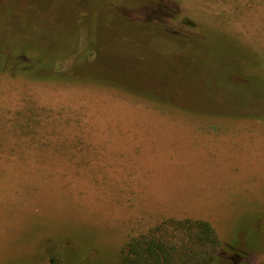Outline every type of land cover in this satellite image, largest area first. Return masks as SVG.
Here are the masks:
<instances>
[{"label": "rangeland", "instance_id": "rangeland-1", "mask_svg": "<svg viewBox=\"0 0 264 264\" xmlns=\"http://www.w3.org/2000/svg\"><path fill=\"white\" fill-rule=\"evenodd\" d=\"M175 218L264 264V0H0V264Z\"/></svg>", "mask_w": 264, "mask_h": 264}, {"label": "trees", "instance_id": "trees-1", "mask_svg": "<svg viewBox=\"0 0 264 264\" xmlns=\"http://www.w3.org/2000/svg\"><path fill=\"white\" fill-rule=\"evenodd\" d=\"M221 247L210 222L168 219L130 238L122 249V264H237L239 255L225 257ZM49 261L58 264L55 255Z\"/></svg>", "mask_w": 264, "mask_h": 264}]
</instances>
